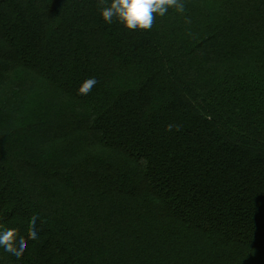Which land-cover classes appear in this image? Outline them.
Masks as SVG:
<instances>
[{
    "label": "trees",
    "instance_id": "1",
    "mask_svg": "<svg viewBox=\"0 0 264 264\" xmlns=\"http://www.w3.org/2000/svg\"><path fill=\"white\" fill-rule=\"evenodd\" d=\"M183 3L0 0V264H264V0Z\"/></svg>",
    "mask_w": 264,
    "mask_h": 264
},
{
    "label": "clouds",
    "instance_id": "2",
    "mask_svg": "<svg viewBox=\"0 0 264 264\" xmlns=\"http://www.w3.org/2000/svg\"><path fill=\"white\" fill-rule=\"evenodd\" d=\"M169 9L183 13V0H101L99 15L108 24L116 22L130 30L151 29L155 17L164 16ZM97 83L94 77L84 80L78 88V93L87 95ZM171 127L168 126L169 130ZM37 219L32 216L26 221V233L30 239L37 238ZM24 248L25 244L19 238L16 228L0 230V249L17 257Z\"/></svg>",
    "mask_w": 264,
    "mask_h": 264
}]
</instances>
